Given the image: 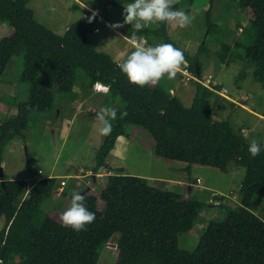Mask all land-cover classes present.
Wrapping results in <instances>:
<instances>
[{"label": "trees", "instance_id": "16d2710c", "mask_svg": "<svg viewBox=\"0 0 264 264\" xmlns=\"http://www.w3.org/2000/svg\"><path fill=\"white\" fill-rule=\"evenodd\" d=\"M31 0H0V21L12 29L0 38V73L14 56L22 60L20 80L28 83L27 98L15 102L16 112L0 123V162L7 144L14 138H25L31 112L48 115L57 106V96L68 99L78 83L91 91L99 82L110 85L108 95L102 93L100 106L114 107L117 115L126 111L123 119L113 120V130L95 153L96 173L107 164V156L119 136H127L126 125L143 128L153 139L157 157L183 162L188 181L196 184L190 173L193 166L212 167L229 172L243 167L245 173L238 188V204L226 203L225 196L213 194L222 214L209 220L194 249L187 251L175 242L177 233L189 232L208 201L183 197L185 187L176 184L163 188L147 177L124 173L122 167L110 168L100 194H85V204L95 213V221L86 231H74L50 218L43 203L52 200L60 188L58 176H43L32 184L25 179H12L4 174L0 181V264H97L98 251L107 244L117 222L121 221V243L112 264H264L263 218L248 209L253 195L264 198V150L250 156V137L239 135L233 121L214 118V108L222 98L218 84L205 86L191 79L195 92L190 106L161 83L143 88L129 82L111 56L96 50L88 34L105 12L109 3L133 0H96L92 10L71 22L62 34L55 33L39 22L29 3ZM188 6L193 0H185ZM210 6L216 0H210ZM239 8L250 9L249 22L238 26L232 46L221 41L218 59L225 62L231 51L241 62L240 77L251 70L253 81L264 88V0H232ZM177 4L173 5L178 9ZM208 10V16H209ZM95 13V16H93ZM207 16V17H208ZM89 17H93L89 23ZM208 32L218 26L207 23ZM132 26L123 34L132 40ZM147 44L174 43L169 38L166 22L157 23L137 33ZM133 41V40H132ZM175 47V46H174ZM200 52L203 47L200 46ZM187 68L195 76L201 73L198 56ZM115 105V106H114ZM264 145V141H257ZM30 177L37 175L27 162ZM183 187V189H182ZM60 194L71 200L64 188ZM212 194V193H211ZM99 200L103 207H99Z\"/></svg>", "mask_w": 264, "mask_h": 264}, {"label": "rangeland", "instance_id": "374dc122", "mask_svg": "<svg viewBox=\"0 0 264 264\" xmlns=\"http://www.w3.org/2000/svg\"><path fill=\"white\" fill-rule=\"evenodd\" d=\"M80 1L91 9L96 2ZM210 2L193 0L188 6V2L179 0L177 8L186 11L192 17V23L181 29L166 22L169 38L193 64L198 56L201 66L199 76L207 78L211 75V81L221 86L220 92L225 89V96L218 93L224 99H219L215 106L214 118L217 120L230 118L239 135L264 141V88L253 81L250 69L247 70L246 77L239 76L241 62L237 59L235 51L228 54L225 62H221L217 56L221 50V41L232 46L233 38L240 30L237 27L248 24L250 9L239 8L232 0H216L212 6ZM77 3L79 0H31L29 6L39 22L55 33L62 34L67 24L76 21L82 12L81 6ZM128 3L132 2L107 4L105 12L94 25L97 31L93 30L88 34V41L96 50L108 53L117 61L121 59L115 56L118 50L132 52L136 44H142L139 40L133 44L119 35L118 31L123 32L130 24H124L117 29L109 27L117 22L123 23L124 5ZM208 22L217 25L218 29L208 32ZM156 25L157 23H153L149 28L154 29ZM11 31L6 22L0 21V38L9 35ZM163 43L165 42L148 45L154 47ZM142 45L147 47L146 44ZM200 46L203 47L201 52ZM183 68L185 67L182 66L181 69ZM21 72L22 60L14 56L0 73V123L16 112L15 102L27 98L29 85L20 80ZM159 83L173 87L174 94L184 106L191 105L195 86L180 70L175 79L169 80L165 77ZM80 85L77 83L73 88V93L75 91L76 94H73L72 100L57 96V106H54L55 110L48 115L31 112L25 138L23 140L19 137L14 138L7 144L1 156L0 166H3L5 174L12 179H25L29 184L34 182L36 178L31 179L26 169L27 162L33 170H39L37 175H56L61 178L60 190L52 200L42 205L50 218L61 224L60 216L70 206V201L60 194L62 188L69 193H81L90 187L88 191L99 196V185L105 183L106 175L110 172L105 168L106 165L112 169L122 167L127 174L163 180L157 183L163 188L174 187L176 185L174 181L178 179L184 181L188 179V173L182 169L185 165L183 162L157 157L153 153V139L149 133L139 126L126 125L128 137H117L113 149L107 156V164L97 169L94 181L92 172L96 166L95 153L104 137L99 134L102 125L97 117L102 108L101 98L94 94V86L88 91L82 89ZM244 173L243 167H232L229 172L207 166L192 167L190 175L199 178L193 185L192 197L208 202L200 211L193 229L177 233L175 242L179 248L187 251L194 249L199 241L202 225L209 220H218L222 217L216 207L217 200L213 199L212 194L225 196L224 202L231 203L232 207L239 203L238 188ZM183 187L185 194L186 185ZM99 207H103L100 200ZM248 209L263 218L264 198L255 193L248 204ZM3 225L4 217L1 216L0 229ZM122 227L121 221L116 223L107 244L98 251L97 264L114 262L118 253L117 246L121 243Z\"/></svg>", "mask_w": 264, "mask_h": 264}, {"label": "clouds", "instance_id": "9594fccd", "mask_svg": "<svg viewBox=\"0 0 264 264\" xmlns=\"http://www.w3.org/2000/svg\"><path fill=\"white\" fill-rule=\"evenodd\" d=\"M177 3L179 0H133L132 3L124 5L123 23L117 22L109 27L117 29L123 27L124 24H130L133 29L131 37L133 41L137 39L138 32L153 23L167 22L174 27L186 28L192 23V17L183 9H174L173 5ZM92 19L93 17H89V23ZM182 66L187 67L188 61L183 51L171 43H163L154 47L136 44L135 50L119 65L129 82L141 88L145 85L154 86L165 77L169 80L175 79ZM94 90L108 95L110 85L97 82ZM125 116H127L126 111H121L118 117L116 108H101L97 113L102 125L99 128V134L104 137L109 136L113 130L111 121L123 119ZM262 150H264V145L255 139L251 140L248 146L251 157L255 158L260 155ZM85 200V194L71 193L70 206L60 216L62 227H70L77 232L86 231L87 226L95 221V213L88 210Z\"/></svg>", "mask_w": 264, "mask_h": 264}, {"label": "crops", "instance_id": "0c3cea01", "mask_svg": "<svg viewBox=\"0 0 264 264\" xmlns=\"http://www.w3.org/2000/svg\"><path fill=\"white\" fill-rule=\"evenodd\" d=\"M80 3V4H79ZM79 3H77L78 5H80L81 6V13H79V16H78V18L77 19H79L84 13H85V10H92L90 7H87L82 1H80L79 0ZM86 6V7H85ZM101 17V16H100ZM70 23H68L67 24V26L69 25ZM67 26L65 27V29L67 28ZM64 29V30H65ZM95 29H97V28H95ZM94 29V30H95ZM97 31V30H96ZM118 33H119V35H121L125 40H130V39H128L124 34H123V32H120V31H118ZM140 42H142V40H144V38H140V39H138ZM130 41H132V40H130ZM137 41V40H136ZM158 45V44H157ZM131 52H127V53H125V52H122L121 50H118L117 52H116V54H115V56H117V58H121V59H118V61L116 60V59H113L112 57V60H113V62H115V63H122L125 59H126V57L130 54ZM161 81V80H160ZM159 81V82H160ZM158 82V83H159ZM171 88V92L174 94L175 93V90H174V88L173 87H170ZM95 91V90H94ZM73 94H76V92L74 91V93ZM73 94L70 96V98H68V99H70V100H72V96H73ZM94 94H96L98 97H100L101 99H102V94H97V92L95 91L94 92ZM77 95H75V97H76ZM75 97H74V99H75ZM243 101V100H242ZM246 106V105H245ZM247 107V106H246ZM57 113H58V110H57ZM14 138H16V137H14ZM13 138V139H14ZM12 139V140H13ZM11 140V141H12ZM1 164V163H0ZM112 166V165H111ZM184 167V166H183ZM183 167H182V169H183ZM105 168H107V167H105ZM112 168V167H111ZM2 169H3V166H2ZM107 169H109V171H111L110 170V166L107 168ZM191 171H192V169H191ZM3 172H4V170H3ZM4 174H5V172H4ZM92 174H93V180L95 181L96 180V177H97V175H96V173H93L92 172ZM6 175V174H5ZM96 175V176H95ZM51 176H53V175H51ZM56 176V175H55ZM68 177L70 176V175H67ZM39 177H43L42 175H36L35 177H30L31 179H33V178H36L35 180H34V182L35 181H37L38 179H39ZM75 177H79V176H75ZM9 178H12V177H9ZM60 178V177H59ZM194 178V177H193ZM61 179V178H60ZM195 179H196V181H197V179H199L198 177H195ZM152 180V183L154 184V185H156V186H159V185H157V183H159L160 181L162 182L163 180H159V179H151ZM167 182H169V181H167ZM173 182V181H172ZM176 184H179L180 186H184V185H187V184H190L191 185V188L193 187V185L194 184H191L189 181H188V179H186L185 181L184 180H180V179H178V180H176V181H174ZM197 183V182H196ZM159 187H161V186H159ZM60 190V189H59ZM213 195V194H212ZM208 222V221H207ZM207 222L204 224V225H202V228L200 229L201 231H203L204 230V228L206 227V225H207ZM200 231V232H201Z\"/></svg>", "mask_w": 264, "mask_h": 264}, {"label": "built area", "instance_id": "2783aa9c", "mask_svg": "<svg viewBox=\"0 0 264 264\" xmlns=\"http://www.w3.org/2000/svg\"><path fill=\"white\" fill-rule=\"evenodd\" d=\"M96 31V30H95ZM137 41H131V43L135 44ZM142 44H146L147 46H149L146 42V40H142L141 42ZM181 73L186 76L187 79H194L198 82H200L201 84L205 85V86H208V87H212V85H214V83L211 81V75H209L207 78H203L201 76H195L191 71H189V69L187 67L183 68V69H180ZM224 91L220 92L217 91L218 93H221L223 96L224 95V92H225V89H222Z\"/></svg>", "mask_w": 264, "mask_h": 264}, {"label": "water", "instance_id": "95a60500", "mask_svg": "<svg viewBox=\"0 0 264 264\" xmlns=\"http://www.w3.org/2000/svg\"><path fill=\"white\" fill-rule=\"evenodd\" d=\"M196 68V74L198 75L199 74V70L197 67ZM105 167H109L108 165H106ZM99 168H102V167H99ZM3 180H4V172H3V169L2 167L0 166V181L3 183ZM90 189V187H87L85 190H83L81 193H86L88 190ZM190 191H191V185L190 184H187L186 185V192L185 194H183V197L185 199H188L189 198V195H190Z\"/></svg>", "mask_w": 264, "mask_h": 264}]
</instances>
